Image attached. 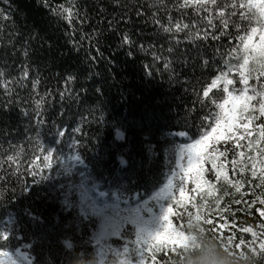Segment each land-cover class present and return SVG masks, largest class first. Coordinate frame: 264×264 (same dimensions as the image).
Masks as SVG:
<instances>
[{
  "label": "trees",
  "instance_id": "1",
  "mask_svg": "<svg viewBox=\"0 0 264 264\" xmlns=\"http://www.w3.org/2000/svg\"><path fill=\"white\" fill-rule=\"evenodd\" d=\"M253 1L0 0V252L98 264L97 219L64 204V182L85 180L105 193L91 192L99 206L132 212L160 193L181 149L206 138L234 93L248 127L206 145L200 189L189 174L183 202L181 180L163 201L188 244L153 250L127 223L109 237L121 251L111 264H183L209 243L264 264V55L250 44L262 25Z\"/></svg>",
  "mask_w": 264,
  "mask_h": 264
},
{
  "label": "rangeland",
  "instance_id": "2",
  "mask_svg": "<svg viewBox=\"0 0 264 264\" xmlns=\"http://www.w3.org/2000/svg\"><path fill=\"white\" fill-rule=\"evenodd\" d=\"M261 5H264V1L256 0L252 2V6L255 7L261 14L262 25L254 31L253 37L250 39V44L256 51L264 55V53H262V50H264V42L261 40V37L264 36V14H262L264 9L260 7ZM226 100L229 101L227 104H225ZM226 100L223 102L225 105L224 111L229 113L233 112V101H235L234 115L236 119L234 121L227 120V122L225 119H220L219 125L216 123L214 126L216 131H211L206 138L202 140L201 145L198 146L200 153L204 150L206 145L210 143L216 142L220 139H227L230 135H237L240 131L239 127H248L241 124L237 117V107L243 100V94L238 95L230 93ZM221 114L220 108L218 118L221 117ZM230 125L231 127H229ZM75 161H78V159L74 158L70 164L72 165ZM178 161L181 167L176 166L173 174L169 177V180H172V185L169 188L168 195L175 183L180 184L178 181L181 180V176L184 174L181 169H187L188 167V154L185 153L183 156H180ZM193 163H196L195 153L193 154ZM70 164L67 161L63 164L61 170L63 174L71 175L70 170H68ZM70 177L61 186L62 194L64 195L63 202L66 205L75 203L78 207L79 214L83 217H94L97 219L96 227L91 231V240L93 242V246L95 247L98 264H111L114 259L121 257V251L119 249H111L108 245V240L111 236H117L119 229L123 225L130 223L135 226L137 231H142L144 234L154 232L160 227L159 217L162 215V207H166L163 203L164 199H160V195L169 180L160 193L153 198V201L147 200L139 208L128 214H124L118 209H114L112 207H109L110 209H106L101 205L100 207L99 204H97L96 198L91 194L93 191L97 194L99 193L100 195V191L97 189H92L91 191L89 184L85 180H77L76 177L74 179ZM175 180H177V182H175ZM148 203L152 204L148 205ZM140 240L143 243H147L144 236H140ZM180 244H188V238L185 235L183 236ZM111 252L114 253L112 259L109 258L110 255L108 254ZM24 254V252L19 250L4 253V256L0 257V261H3V264H32L30 257L26 254L25 256Z\"/></svg>",
  "mask_w": 264,
  "mask_h": 264
},
{
  "label": "snow or ice",
  "instance_id": "3",
  "mask_svg": "<svg viewBox=\"0 0 264 264\" xmlns=\"http://www.w3.org/2000/svg\"><path fill=\"white\" fill-rule=\"evenodd\" d=\"M187 2V0H186ZM214 2V0H213ZM262 9H264V5L260 6ZM71 13L69 12V15ZM264 14V12H262ZM255 31V29H253ZM262 42H264V36L261 37ZM245 48H247V44H245ZM262 53H264V50H262ZM245 63H247V59H245ZM244 82L246 83V78L244 79ZM228 84H231L232 81H227ZM213 86L216 84V81L212 82ZM226 92L228 91L227 87L224 89ZM205 95H208L207 92H205ZM251 99V98H249ZM229 101L226 100L225 104H227ZM246 106V105H245ZM221 108V117L217 119V125L220 123V119L232 120L234 121L236 119L234 115V109H235V101H233V112L229 113L227 111H224V104L219 105ZM261 112L264 113V105H261ZM231 127V125L229 126ZM213 132L216 131V128L212 129ZM261 132L264 134V126L261 127ZM119 135V134H118ZM204 138L202 137L201 140H197L194 144H189L186 147H183L180 151V155L183 156L185 153L188 154V167L187 169H181V171L184 173L183 176H181V184L179 187L180 197L181 201L183 202L185 191L183 188V182L186 177L189 176L191 173V181L196 185V189H200L202 187V183H206V181H203V157L200 155V152L198 150V146L201 145V142ZM196 155V163H193V154ZM223 155V153H221ZM177 167H181L179 161L177 162ZM217 177L219 178L220 173H216ZM253 175H255V172H253ZM224 179L227 181V176L225 175ZM261 183H264V179H262ZM172 185V180L170 179L165 186V188L162 190V193L160 195V199H171V197L168 195L169 188ZM237 191H239V187L236 188ZM261 204H264V200H260ZM264 214V213H262ZM174 215L172 206L169 204L168 207H162V215L159 217L160 220V227L154 231V232H148L147 234H144L142 231H138L137 233V239L140 238V236H144L148 247L153 250H159L160 248L167 247L171 245L172 247H175L177 244L180 245L183 236L186 235L185 233H182V229L176 230L173 227V222L171 217ZM206 223L211 224L212 222L210 220H206ZM247 231H251V229H247ZM261 247H264V243L260 245ZM4 256V253L0 252V257ZM0 264H3V261H0Z\"/></svg>",
  "mask_w": 264,
  "mask_h": 264
},
{
  "label": "clouds",
  "instance_id": "4",
  "mask_svg": "<svg viewBox=\"0 0 264 264\" xmlns=\"http://www.w3.org/2000/svg\"><path fill=\"white\" fill-rule=\"evenodd\" d=\"M240 259V253L209 243L206 247L201 244L199 248L190 250L184 257L183 264H240Z\"/></svg>",
  "mask_w": 264,
  "mask_h": 264
},
{
  "label": "water",
  "instance_id": "5",
  "mask_svg": "<svg viewBox=\"0 0 264 264\" xmlns=\"http://www.w3.org/2000/svg\"><path fill=\"white\" fill-rule=\"evenodd\" d=\"M119 134V135H118ZM116 138L118 139V140H123L124 139V136H123V134H122V132L120 131V130H117L116 131Z\"/></svg>",
  "mask_w": 264,
  "mask_h": 264
},
{
  "label": "bare ground",
  "instance_id": "6",
  "mask_svg": "<svg viewBox=\"0 0 264 264\" xmlns=\"http://www.w3.org/2000/svg\"><path fill=\"white\" fill-rule=\"evenodd\" d=\"M100 196H105V193H103V192H100ZM114 200H116V201H119V198L118 197H114ZM127 200H123V202H126ZM118 236V235H117ZM116 237V236H115ZM25 255V254H24ZM26 256V255H25Z\"/></svg>",
  "mask_w": 264,
  "mask_h": 264
}]
</instances>
